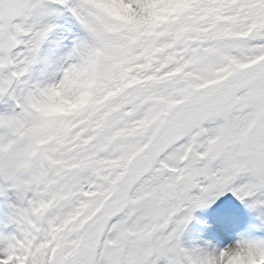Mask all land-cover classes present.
Instances as JSON below:
<instances>
[{
    "label": "snow or ice",
    "instance_id": "1",
    "mask_svg": "<svg viewBox=\"0 0 264 264\" xmlns=\"http://www.w3.org/2000/svg\"><path fill=\"white\" fill-rule=\"evenodd\" d=\"M0 264H264V0H0Z\"/></svg>",
    "mask_w": 264,
    "mask_h": 264
},
{
    "label": "bare ground",
    "instance_id": "2",
    "mask_svg": "<svg viewBox=\"0 0 264 264\" xmlns=\"http://www.w3.org/2000/svg\"><path fill=\"white\" fill-rule=\"evenodd\" d=\"M61 35H67V33L61 32ZM53 39L55 40L56 37H53ZM208 207L209 206L204 208V213L198 214V212L201 211L196 213L198 215L195 216L194 223H191L193 224L192 226L187 225L186 232L183 236L186 245L191 246L193 243L203 244L205 241L211 240L212 238H210L209 232L211 235L219 237L218 240L220 243L227 242L233 238H238L240 234L247 232L250 227L259 224L258 215H252L248 221H241L239 227H237L235 221L238 216L234 218V211L231 210L232 215L224 216L222 212H215V215L209 216L206 212ZM254 218L257 219L255 220ZM251 219H253V221H250Z\"/></svg>",
    "mask_w": 264,
    "mask_h": 264
},
{
    "label": "rangeland",
    "instance_id": "3",
    "mask_svg": "<svg viewBox=\"0 0 264 264\" xmlns=\"http://www.w3.org/2000/svg\"><path fill=\"white\" fill-rule=\"evenodd\" d=\"M58 23L62 26V28H73V25H71V22L67 18L61 19L60 21H58ZM69 25H70V27H69ZM207 206H209V207L206 209V212H207V214H209V216L215 215V212H223L227 209L238 211V213L236 215L237 216L240 215L241 217H244V216L247 217V215L248 216H252V215L257 216L258 215L255 211L250 209L245 203H242L235 195H233V193L228 192L224 196L217 199L214 203L196 209L193 213L194 219L188 225L192 226L193 224H191V223H194L195 216L198 215L199 213L200 214L204 213V211H205L204 208ZM198 211H201V212H198ZM197 212H198V214H196ZM254 219L256 220L257 218H254ZM259 223H260V221H259ZM257 230L260 231L259 229H257Z\"/></svg>",
    "mask_w": 264,
    "mask_h": 264
},
{
    "label": "clouds",
    "instance_id": "4",
    "mask_svg": "<svg viewBox=\"0 0 264 264\" xmlns=\"http://www.w3.org/2000/svg\"><path fill=\"white\" fill-rule=\"evenodd\" d=\"M69 108L70 104L67 102V98L63 91L53 93L48 105L50 111H59L61 109L67 110Z\"/></svg>",
    "mask_w": 264,
    "mask_h": 264
}]
</instances>
